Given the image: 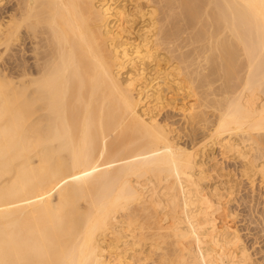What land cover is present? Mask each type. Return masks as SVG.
I'll return each mask as SVG.
<instances>
[{
  "label": "bare ground",
  "instance_id": "6f19581e",
  "mask_svg": "<svg viewBox=\"0 0 264 264\" xmlns=\"http://www.w3.org/2000/svg\"><path fill=\"white\" fill-rule=\"evenodd\" d=\"M117 2L0 0L2 53L18 51L0 68V264H257L203 157L217 144L264 177V0H154L136 38L139 5ZM157 58L201 148L158 119Z\"/></svg>",
  "mask_w": 264,
  "mask_h": 264
},
{
  "label": "rangeland",
  "instance_id": "374dc122",
  "mask_svg": "<svg viewBox=\"0 0 264 264\" xmlns=\"http://www.w3.org/2000/svg\"><path fill=\"white\" fill-rule=\"evenodd\" d=\"M138 1V2H137ZM150 2V0H118L117 3H122L121 5H124L125 8L129 11H132V13H135L137 11V5H139V8L141 9V12L143 14H141L140 12L136 13L132 18H134V20H132V25L131 24H126V22L124 20H126L128 22V19L127 17L125 18H121L120 20L124 21V22H119V20L115 17V16H111L112 17V21H113V18L114 20H116L117 22L113 21V23L117 26H122L124 27V25L126 24V26L124 27V30L125 28L126 31L123 32V28H120L122 31H121V34H123L124 37H127V35H131L132 37L134 36L135 38L137 37V33H143L145 30L143 29L142 26L146 25L147 26V23L149 22V18H150V15L149 14H146L148 9H151L153 7H155L154 5L156 4L154 2V0H151L150 4H148ZM144 3V4H143ZM154 3V4H153ZM146 4V5H145ZM141 6V7H140ZM130 7V8H129ZM136 7V8H135ZM145 8V9H144ZM4 7L3 5L0 4V19L3 17V15L5 14L4 11ZM145 12V13H144ZM146 14V15H145ZM145 15V16H143ZM158 15L160 16V13L156 14V16L158 17ZM141 16V17H140ZM110 17V19H111ZM149 17V18H148ZM131 17H129V19H132ZM144 18V20L142 19ZM2 19L0 20V27H1V24H2ZM112 23V22H111ZM123 23V24H122ZM121 24V25H120ZM114 27L115 29L118 27ZM129 26H132V27H129ZM132 28V29H131ZM142 28V29H141ZM130 29V30H129ZM129 32H128V31ZM142 30V31H141ZM138 31V32H137ZM127 32V33H126ZM132 32V34H131ZM2 45V44H1ZM0 45V46H1ZM185 49L187 48H184L183 51H185ZM3 45L0 47V68H5V65H6V61L7 59L11 61V67L12 69H15L16 68V57L18 56V51L17 49L15 48L13 52V54H11V57L10 59L8 58V56H4L3 55ZM165 52V51H164ZM2 55L5 57H2ZM13 56V57H12ZM16 56V57H15ZM159 58V57H158ZM158 61H154V62H149V65H148V70H147V73L149 74L148 76L150 77H155L157 75V77H155L157 80L155 81H160L162 83V86H161V89L164 93L163 95V105H164V102L165 105L164 106H161L163 108L160 109V113L159 112V116H158V119L160 122H164L163 120L165 119L166 123H169V126H173L171 128H174L173 129V133L174 135H176V138H179V136H182L179 141L187 146L188 148H192V147H195V144H196V147L195 148H201L205 142L209 141L208 139V133L205 132L204 130H202V128L196 126V127H193L192 126V123H190V119L188 117H186L185 115H183L184 113V110L181 111L183 109V107H186L187 104L189 105L191 103L190 101V98H188L189 96H184L183 94H186L184 92H186V89H182L180 91H178L177 89V86L179 87L178 84H181V83H176L175 84V81H174V84H170L171 81H170V76H168V73L169 71L172 69V65L171 63H173V61H168V63H166V59H158ZM4 61H3V60ZM163 60V61H162ZM149 61V60H148ZM160 61V62H159ZM166 61V62H165ZM15 62V63H14ZM155 64V66H154ZM160 64V65H158ZM158 67H157V66ZM166 65V66H165ZM160 66V68H159ZM155 69H154V68ZM163 67V68H162ZM171 67V68H170ZM162 68V69H161ZM154 69V70H153ZM158 69V70H157ZM163 69H167L164 72H161L162 74H167V76H163L162 78H160L159 75V72L160 71H164ZM151 70V71H149ZM160 70V71H159ZM157 71V72H156ZM155 72V74H153ZM167 77V78H166ZM154 78V79H155ZM169 83V84H168ZM169 85V86H168ZM173 85V86H172ZM168 86V87H167ZM160 87V86H158ZM165 87V88H164ZM177 88V89H176ZM171 89H173L171 91ZM176 89V90H175ZM185 90V91H184ZM178 91V92H176ZM170 92V94H169ZM182 92V93H181ZM173 93V94H172ZM174 93H178L179 95H183V96H179V97H182L181 99L178 98L177 95H174ZM181 93V94H180ZM173 97V98H172ZM175 97V98H174ZM185 97V98H184ZM187 97V98H186ZM170 98V99H169ZM178 98V99H177ZM187 99V100H185ZM167 100V101H165ZM172 100H174L172 102ZM176 101V102H175ZM189 101V102H188ZM169 102V103H168ZM176 103V107H181L179 110V108H175V103ZM174 103V104H173ZM167 104L168 106H173L171 108L167 107ZM172 104V105H171ZM177 104H181L180 106L177 105ZM186 104V105H185ZM185 105V106H183ZM183 106V107H182ZM165 108V109H164ZM174 108V109H172ZM163 109V110H162ZM188 112V111H187ZM166 115V116H164ZM178 116V117H177ZM176 117V118H175ZM174 118V119H173ZM187 119V120H186ZM172 122V123H171ZM186 123V124H185ZM177 125V126H176ZM177 128V129H176ZM201 131H200V130ZM175 130V131H174ZM199 130V131H198ZM176 131H180L179 133H177ZM203 131V132H202ZM183 134V135H182ZM205 135V136H204ZM185 136V137H183ZM203 136V137H202ZM187 140V142H186ZM189 140V141H188ZM196 141V142H195ZM191 142V143H190ZM199 142V144H198ZM190 143V144H189ZM202 143V144H201ZM192 144V145H191ZM199 145V146H198ZM198 146V147H197ZM213 147H216L215 149ZM218 147V148H217ZM209 149V151L211 152H208L207 150ZM207 149V150H206ZM205 149V152H208V153H204V161L206 164V169L207 170V174H208V177L206 178V180L204 181V184L209 187L208 184H210V187L209 189H212L214 187H218L219 188V191L221 192V190L223 191V194L224 192H228L226 195H224V198L222 199L223 200V208L218 212V214H223V212H230V216H227L226 218L222 219V221H220V225L223 226V224H228V226H230L231 228H229V230L231 231H237L239 236H240V243L238 242V245L240 247H245L246 250L251 254V257L253 260L257 261V264H264V230L262 229L263 226H262V218H264V177L262 176V174L260 173H256V174H259L258 176L255 174V176H253L252 174L254 173V170H250V167H249V163L247 164V160L244 159L243 157L239 156L238 154L236 153H233L232 155V152H226L228 155L225 156V152L223 155L222 152H221V148L219 147V145L215 144L214 145H209L208 147H206ZM213 149V150H212ZM217 150V151H216ZM220 150V152H219ZM215 151V152H214ZM210 153V154H209ZM214 153V154H213ZM207 154V155H206ZM209 154V155H208ZM231 154V155H230ZM217 155V156H215ZM238 155V156H237ZM209 158H208V157ZM212 156L214 157H218L217 159L214 157V159H216V161H214V159L212 158ZM221 156L223 158H221ZM226 159H225V158ZM229 157V158H228ZM233 157V159H232ZM237 157V160H234V158ZM211 159V161H210ZM232 159V160H231ZM240 161H239V160ZM209 160V161H207ZM246 160V161H245ZM207 161V162H206ZM221 161V162H220ZM223 161V162H222ZM243 161V162H242ZM216 165H215V163ZM219 162H220V165H219ZM227 162V163H226ZM210 163V164H209ZM245 163V164H244ZM211 164H214L211 166ZM219 166H218V165ZM222 164V165H221ZM227 164V165H226ZM242 165L246 168V171H245V168L242 167ZM219 167L220 169H223V170H219V168L216 169V167ZM229 166V168H228ZM232 166V167H231ZM211 169L212 167V170ZM227 169V171L224 170ZM213 169L217 171L213 172ZM241 169V170H240ZM249 171V172H248ZM212 172V173H211ZM219 172V174H218ZM222 172V173H221ZM226 172V174L224 173ZM234 172V173H233ZM211 173V174H210ZM220 173H221V176H220ZM231 173V174H229ZM244 175L242 176L241 174ZM251 173V174H250ZM214 174V176H213ZM219 175V176H218ZM210 176L212 177L210 179ZM231 176V177H230ZM246 176V177H245ZM250 176H253L250 177ZM215 177V178H214ZM234 177V178H233ZM248 177V178H247ZM255 177V178H254ZM262 177H263V180H262ZM217 178V179H216ZM250 178V179H249ZM210 179V180H209ZM252 179V181H251ZM209 180V181H208ZM230 180V181H229ZM240 180V181H239ZM225 181V182H224ZM254 181V182H253ZM209 182V183H208ZM223 182V183H222ZM256 182V183H255ZM259 182V183H258ZM212 183V185H211ZM231 183V185H230ZM252 186H250V185ZM253 184L256 186V187H253ZM149 185L148 187L150 188L151 186V183L150 184H147ZM219 185V186H217ZM225 185V186H224ZM233 185H235V187H233ZM262 185V186H261ZM213 186V187H212ZM222 186V187H221ZM226 186H229V187H226ZM261 186V187H260ZM224 187V188H223ZM221 188V190H220ZM228 188V190L226 189ZM254 190H253V189ZM234 189H237L234 191ZM230 190V191H229ZM257 190V191H256ZM233 191V192H231ZM254 191V192H253ZM254 194V197H253V194ZM148 194V193H147ZM252 194V196H251ZM242 195V196H241ZM226 196V197H225ZM229 196H232V199L231 197L228 198ZM239 196V197H238ZM253 197V198H252ZM231 199V200H229ZM234 199V200H233ZM247 199V200H246ZM227 200V201H226ZM233 200V201H232ZM254 200V201H253ZM228 202V204H227ZM258 203V204H257ZM225 204V205H224ZM228 205V206H227ZM230 205V206H229ZM232 205V206H231ZM233 205H234V208H233ZM258 205V206H257ZM248 207V208H247ZM229 208V209H228ZM235 209V211H238L237 213H234L235 211H233ZM258 209V210H256ZM230 210V211H229ZM257 212H259L260 214H258ZM262 213V214H261ZM239 214V215H238ZM263 215V216H262ZM234 216V218H233ZM239 216V217H238ZM262 216V217H261ZM260 217V218H259ZM235 219V220H233ZM234 221V222H233ZM237 223V224H235ZM226 224V225H227ZM260 224V225H259ZM258 225V226H256ZM234 226H237V227H234ZM234 228V229H233ZM249 228V229H248ZM238 229V230H237ZM263 230V231H262ZM244 241V242H243ZM246 244V245H245ZM245 245V246H244ZM139 264V263H138ZM140 264H154L152 260H148L146 262L142 261Z\"/></svg>",
  "mask_w": 264,
  "mask_h": 264
}]
</instances>
